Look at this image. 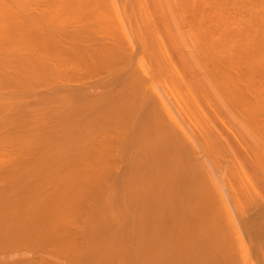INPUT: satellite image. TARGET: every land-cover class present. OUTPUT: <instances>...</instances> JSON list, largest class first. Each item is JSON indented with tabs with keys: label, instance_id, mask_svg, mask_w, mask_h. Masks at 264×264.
Wrapping results in <instances>:
<instances>
[{
	"label": "bare ground",
	"instance_id": "obj_1",
	"mask_svg": "<svg viewBox=\"0 0 264 264\" xmlns=\"http://www.w3.org/2000/svg\"><path fill=\"white\" fill-rule=\"evenodd\" d=\"M159 1L139 2L140 23L180 15L145 20L147 37L132 30L131 0H0V264H218L210 192L199 193L211 164L202 182L193 158L213 129L200 101L234 88L239 102H264L243 88L244 68L263 61L252 9L264 23V0ZM253 211L244 227L256 234L264 203Z\"/></svg>",
	"mask_w": 264,
	"mask_h": 264
},
{
	"label": "rangeland",
	"instance_id": "obj_2",
	"mask_svg": "<svg viewBox=\"0 0 264 264\" xmlns=\"http://www.w3.org/2000/svg\"><path fill=\"white\" fill-rule=\"evenodd\" d=\"M150 1H153V0H133V1L131 0L132 4L136 5V6L134 5L135 6L134 7L131 4V7L133 6L135 8V9L133 8V12H134L133 15H136V8L138 7V4H140L139 2H142V3L144 2V4H146V6H148L149 8L151 7V9L153 10V8H152V5H153L152 3L153 2L151 3ZM169 1L170 2L172 1V3L175 2V0H174V2H173V0H166V3H163L164 1H162V0L159 1V2H162V4L165 5V7H162V8H166V5H167V3ZM133 2H135V3H133ZM172 3L171 4L168 3V5H172ZM175 4L177 5V3H175ZM174 8L175 7L173 6V7L164 9V10L168 14H170V15L172 14V18L173 17L176 18L177 15H175V14L178 13L179 11L178 10L177 11L176 10L173 11ZM169 9H170V11H169ZM260 9L261 8H259V7H254L252 9V11H254V13H255V11H258V13L256 12L255 16L257 14H259V16H261V14H263ZM126 10H127V8H126ZM131 10H132V8H131ZM164 10L162 9V11H164ZM138 11H139V9H138ZM154 11L156 12V10H154ZM157 11H159V9ZM165 11L163 12L164 14L161 13V15L163 14V17L161 15H159V14H158L159 17H157V13H159V12H156V14L153 13L151 18L147 17V19H151L150 20L151 23H150L149 20H148L149 22H147V24L149 23L148 26H150V24H152L153 22L154 23L157 22V25H158V24H160L158 22H161V20H163L162 21V23H163L165 18H167L168 22H169L171 17L169 18V17L165 16V14H166ZM259 11H260L261 14L259 13ZM151 13L152 12H150L149 14L151 15ZM130 15H131V13H130ZM137 15L131 17V20H134L136 22V24H135V22L133 24L132 21H131V23L133 25H135V26H133V27L131 26V27H132V30H133V28L137 26L136 28H134V30L136 29L137 31H133V32L135 34L137 33L138 35H140V33H141V35H142V31L143 30H140V28L143 27L144 25H146L145 24L146 23L145 20H147V19L144 20V23L141 22L142 23L141 24L138 21V18H136V17H138ZM178 15H180V12L178 13ZM252 15H254V14H252ZM255 16H253L254 19H253L252 23H254V22L258 23V26L261 27L262 31H264V23H262L261 24L262 26H261L259 24V22H257L258 19L256 20ZM180 17H183V16H180ZM180 17H178V18H180ZM257 17H258V15H257ZM157 18L158 19L161 18V19L158 20ZM172 18H171V22H172V20L174 21V18L173 19ZM136 19H137V21H136ZM167 19H165V20H167ZM182 19H184V18H182ZM182 19H178V20H182ZM178 20H175V21H177V24H178ZM187 20H188V18H186V20L185 19L183 20V22L184 21H186V22L183 23L182 21H180L179 23L182 22L185 25V27H188L187 24L188 25L191 24L192 27H188V28H191V29L193 27H195V25L193 26V24H192L193 22L191 23L190 20H189V23H188ZM137 22H139L138 25L141 24L142 26L139 25L140 27H138ZM162 23L159 26H162ZM173 23H175V25H176V22H173ZM154 25H156V23ZM164 25H165V23H164ZM172 25H174V24H172ZM171 26H169V27H171ZM178 26H177L176 30L180 29L181 27H183V26H181L179 28ZM144 27L142 29H145V31L149 30V27H147V26H144ZM173 27H176V26H172L171 29H173ZM185 27L180 29V30H184V29L187 30ZM254 27L258 28L257 25L254 26ZM256 28H253V29H256ZM193 29L195 30V28H193ZM168 30H170V29H168ZM168 30H166V33L168 32ZM145 31H144L143 35L147 36V32H148V36L147 37H150L151 33H153V32L150 33L149 31H147L146 34H145ZM160 31L164 32L165 37L167 36V34L165 33V30H160ZM173 32H175V31H173ZM183 32H182V34H183ZM168 33L170 34V32H168ZM177 33H178V36H179L180 31L179 32L177 31ZM184 33L192 34V36H188L189 40H190V37H194L193 36V32H191V31L189 32V30L187 32H184ZM149 34H150V36H149ZM194 35H195V31H194ZM173 36H174V34H173ZM175 36H177V34H175ZM184 36H185V34H183L182 38H180L181 36L179 38L176 37L175 40L182 39L181 41H183V40L186 39V36L185 37ZM250 36L252 38L255 37L254 39H256L255 35H253V36L250 35ZM250 36H248V34H247V37L250 38ZM167 37H169V36H167ZM183 37H184V39H183ZM260 37L261 36H257V38H260ZM260 39H262V37ZM260 39L259 40L257 39L256 43L253 42L256 47L258 46L257 42H259V45H260L261 44L260 42H263V40H264V39L263 40H260ZM187 40L188 39H186V41ZM191 40L193 41V39H191ZM178 41L179 40H177V42ZM188 42H190V41H187L185 43H188ZM132 44L130 46L133 47ZM134 44H138V43H134ZM182 45H183V53L185 52V54H183L184 57L187 56L188 54L190 55V53H188V54L186 53V51L188 49L186 51H184V48H185L184 47V42H183V44L181 42V45H179L178 47L181 48ZM135 46L137 47V45H135ZM135 46H134V48H132L133 49L132 50L133 53L135 51H137L135 49ZM256 47H254V48H256ZM180 48H178V49H180ZM259 48H261V47L259 46ZM259 48L257 47L258 50L256 49V54L257 55H259L257 53V51L260 50ZM262 48L264 49V47H262ZM179 51L181 53L182 48ZM251 51H252L251 49H250V51L248 50L249 53ZM169 52H171V53H169V55L171 54L170 58L172 57L171 58L172 60L176 58L175 60H173L175 63H176L177 59L179 61V57H178L179 55L177 56V54H179V52H177L176 49L173 48V50H171ZM249 53L247 54L249 56H246V54H245L246 59L248 57H250L248 59H252L251 56H255V58L260 56L259 55V56L256 57L255 54L250 55ZM252 53H255V52L253 51V52H251V54ZM260 54H261L260 57H262V59L259 58L258 61H255V62H259V63H255V65L256 64H258V65L260 64V62H261L260 59L264 61V52H260ZM188 60H189V58H188ZM190 60H192V58H190ZM178 61H177V63H179ZM251 61H254V60H250V63H251ZM263 61L261 62V65L259 66V68L256 71H255V69L252 71V69L248 70V69H245V68L243 70L244 73L246 74V75L244 74V77H243V85H247L251 89V91H250V90H248L249 88L246 89V87H243V88H245L244 91H245L246 100L251 99L250 96H252V95H253L252 97H254V95H258L257 93H260V95H262L261 93L264 92V86H263L264 83L259 84L261 82H264V80L261 81V79L264 78V66H263L264 63H263ZM251 68H254V67L252 66ZM251 71H252V73H254V75L256 74L255 75V77H256L255 80H259V83L257 81H255V82H257V86L255 85L256 83L253 81V79L252 80L250 79V80L255 83L254 85H253V83L251 84L250 80L246 78V77L250 78V76L253 75L252 73H250ZM251 78H252V76H251ZM207 88H208V86H207ZM207 88H206V90H207ZM210 89H209V93H211V95L219 96L220 92L215 94V92L213 90H210ZM231 92L234 93V88H232L231 90L229 89V93H227V94L232 95ZM224 93H226V91L222 92L223 95H224ZM248 94L250 95L249 98H247ZM223 95H222V98L220 99L221 103H220V101L218 102L217 100L211 101L210 98H209L210 102H207V103L203 102V101H205L204 98L202 99L203 101H200V104H202L201 106L204 105L203 107H201L202 109H204V113L207 111V114L211 116V117L210 116H206V118L210 117L207 120L210 119V121H209L211 123L210 127L213 128V129L210 128L211 130H210V138H209V140L212 142L211 145H213V146L209 145L210 144L208 142L209 140L207 141L209 144L207 142H204V143H207L209 145L208 147L211 148V149L205 150L204 153H203V150H202V152L200 153V150L204 146L203 141H202V143H203L202 145L203 146L196 145V147L199 146L197 148H199L200 150L199 149L198 150L195 149V151H197V152L194 151V153H197L196 154L197 156L195 155V157H193V158L197 157V158L200 159L203 156H205L206 158L204 157L203 159H200V160L196 158V160H197L196 162H201V166L199 167L200 164L199 165L197 164L198 167H195V168L196 169L198 168L197 170L199 172H201L199 170L201 168V170H202L201 174L202 175L200 173L196 172V174L197 175L200 174L201 177H200V175H198V176L194 175V177L195 176L198 177L197 179H199V177H200V179L202 178L201 181L203 182V177L205 175V173H204V168L205 167L203 168L202 165L205 166V164L207 163L206 160H208V162L209 161L210 162H209V164L206 165V169L207 168L209 169V167L211 168L210 171L208 169L207 170H208L209 173L210 172L213 173V176L210 174V176L213 177V179L210 178V180H209L210 182L206 181V183H202V185H204V184L206 185V188H208V190L206 188L203 189L204 186H202V188H201V185H200L199 182H195L194 180L193 181H194V184L198 183L200 185V187H199V190H201L200 192L198 190V187L196 188L200 194L204 190H205L203 192L204 195L205 194L207 195L206 192H210L207 195V197L209 195L211 197V198L209 197V201L211 202V215L209 216L210 217L209 218L210 219L209 223L211 224L210 236H211L212 242H213V244L215 246L214 250H213V257L216 258V260L218 261V264H264V230L263 231H258V233L255 234L252 230L250 231V229L248 227L247 228L244 227L245 226V220L248 219L250 217L251 213H253L255 211V210L253 211L254 205L260 204V202L264 203V113L261 112L264 109V102L261 103V105H260L261 106V110H260L261 115H260L259 114V109L260 108H258L260 106L257 107V105L259 103L255 101L257 103L256 104L253 101V99H251V100L256 104V107H255L256 109H254V110H252L253 105H251V104H254V103H252V101H250V100H249L250 102H246V100H245L244 101V102H246V104H245V103H243V101L239 102L238 99L235 100L234 97H231L230 95L228 96V95L225 94L226 95V96L224 95L225 97H231V99H232V101L230 100L231 104H228L230 101L228 100L229 102H227L226 99L224 100ZM260 95H258L259 96L258 97V101L261 102V100L264 97L259 100V98L262 97ZM217 96L215 98L219 99ZM263 96H264V94H263ZM212 97L213 96H211V98ZM211 103H213V104H211ZM213 105H216V107H217V105H219V107H218L219 109L217 108V110H216V109L212 108ZM231 106H235V107H232L235 110H231ZM212 109L217 111V113L215 111H213ZM228 109H230V110H228ZM248 110H250L252 113H249ZM257 112H258V114L260 116L258 114L256 115ZM207 114L205 113V115H207ZM199 119H200V117H199ZM222 119H223V121H222ZM212 133H214L215 135L212 134ZM198 140L201 141L200 137H198ZM213 141H214V143H213ZM206 149H208V148H206ZM194 153H193V155H194ZM205 153H206V155H205ZM207 155H208V157H207ZM182 160L186 161L185 157ZM202 160L206 161V162H203L204 164H202ZM194 162H195V160H194ZM196 162L194 164H196ZM208 165H210V166L207 167ZM195 168H194V174H195ZM197 179L195 178V180H197ZM196 185H195V187H196ZM220 195H223V196H220ZM222 198H224L223 200L226 201L225 202L226 204L224 202L222 203V201H223V200L221 201ZM255 201L257 202V204L255 203ZM234 203H235V205H234ZM252 207H253V209H252ZM226 210H228L227 213H229V214L226 213ZM231 218H232V220H231ZM233 220H234V223H236V227H235L234 223H233L234 224V227H233L232 226L233 224H231V222H229V221H233ZM229 223L231 224V226H230ZM247 230H248V232H247ZM3 243L4 242H2V244Z\"/></svg>",
	"mask_w": 264,
	"mask_h": 264
}]
</instances>
